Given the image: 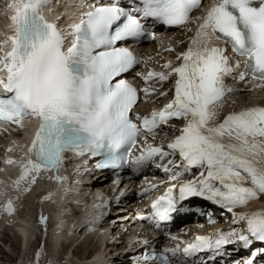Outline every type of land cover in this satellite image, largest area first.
I'll use <instances>...</instances> for the list:
<instances>
[{"label":"snow or ice","instance_id":"obj_1","mask_svg":"<svg viewBox=\"0 0 264 264\" xmlns=\"http://www.w3.org/2000/svg\"><path fill=\"white\" fill-rule=\"evenodd\" d=\"M141 3L138 12L131 6L126 9L119 0L87 12L72 26L74 39L66 51L65 34L41 14L47 0H13L8 5L14 14L10 17L12 34L0 42V72L6 74L0 78V125L26 131L25 121L39 122L26 155L5 159L6 164L20 168L13 183L19 188L23 182L34 184L42 172H58L68 151L95 156L103 150L106 159L97 167L115 168L128 163L120 150L134 146L142 129L155 137L162 125L179 120L182 127L167 144V151L163 145L146 141L140 155L130 161L133 171L155 163L172 181H180L179 201L203 198L232 212L233 223L243 221L245 227L196 236L186 244L171 237L175 247L145 253V259L173 264L170 257L186 260L199 252L220 253L224 246L237 242L245 247L253 239L264 242V211L234 212L264 196V107L230 112L218 121L224 98L233 91L225 86V78L234 69L227 49L211 46L213 40L222 41L245 59L240 81L250 76L264 82V0H213L195 20L191 13L201 7V0ZM148 18L169 26L199 23L187 50L176 57L181 61L178 66L165 64L167 72L149 71L143 77L146 84L152 79L162 84L175 77L174 96L159 111L137 115V124L130 116L137 90L117 77L140 61L117 43L139 39L141 21ZM141 91L151 95L147 88ZM177 155L181 164L173 169ZM194 168L201 169L199 175L183 180ZM55 179L62 182L59 176ZM176 190L173 184L153 201L151 216L141 219L157 227L170 221L172 214L183 210L178 207ZM4 210L9 215L14 212L11 200ZM45 221L41 217V223Z\"/></svg>","mask_w":264,"mask_h":264},{"label":"bare ground","instance_id":"obj_2","mask_svg":"<svg viewBox=\"0 0 264 264\" xmlns=\"http://www.w3.org/2000/svg\"><path fill=\"white\" fill-rule=\"evenodd\" d=\"M49 6L54 7L55 5H58V8L60 7L64 12H67L72 9L73 1L71 0H47ZM57 2V4H56ZM1 39V38H0ZM4 38L0 40V42H3ZM177 42H181V46H185V44L182 42L183 39L179 38L176 40ZM175 41V43H176ZM228 82L231 84L225 85L227 88H231L233 91L229 93L224 98V105H226V108L231 109L230 112L239 111L244 108L249 107H239V101H235L234 99H237L238 95L240 96L243 92H248L250 90L253 91V89L245 85L243 82L239 84H235V75H231L226 78ZM225 80V83H226ZM251 91V92H252ZM264 90L258 91V94L256 97L258 99L260 98L259 102H264ZM263 97V98H262ZM253 98V97H251ZM251 101V100H250ZM160 101H155L154 104H159ZM244 102V101H242ZM244 105V104H243ZM259 107V106H258ZM224 108V107H223ZM222 108V109H223ZM222 111V109L219 110V116L218 121L222 120L224 116L229 114L230 112ZM67 165V163H65ZM62 175V174H61ZM2 176V175H1ZM19 178V177H18ZM6 179H9V182L2 186L1 188V196H4V198H7L8 200H11L14 205L15 215H11V217H7V221L5 223H0V240L4 237L6 239H2L4 241L12 242L11 239H9V234H16L18 239L17 241H13V244H11L14 250L17 253V256L14 258L8 257L9 261L12 264H15L16 262L19 264H24L25 259L29 261L30 257V251H33L34 257H36L35 253L37 251L38 241L37 235L35 234L36 229H38L39 225V217L46 218L45 223H47L48 227V233L49 231L51 234V240L49 239V243L46 246L47 250V258L49 263L51 264L58 263V264H95L97 263V260L91 261V262H85L89 257V255L92 253V245L91 241L94 238H97V242L99 245L105 244L106 241V231L104 228L100 227L101 225L105 224L106 219L101 220L100 225H98V222L94 221H87L89 218L87 211L83 210V208H80L78 205H75L72 201L75 197L70 193V188L66 187L63 188L64 191H62L60 188V184L63 182L58 183L55 179V177L48 175L46 172H42L39 177H37V180L34 184H29L26 182L21 183L19 188L13 183L14 178L6 175ZM7 181V180H6ZM18 189V193H14L10 188L11 185ZM99 184V183H98ZM98 184H95L96 186ZM171 186V184H168V186ZM99 186V185H98ZM24 189H28L25 191ZM28 192L30 195H27L28 197L24 199V203H20V197L24 195V193ZM27 193V194H28ZM264 196H261L258 199L250 201L245 208L242 209L244 212H255V211H264ZM50 200H52L53 206L49 205ZM24 205L25 208L22 207V212H20V209ZM203 205L208 206L209 212L212 211V208L216 206V204L206 201ZM219 208H222L219 206ZM75 211H78V213L74 214V218H71L69 221L65 219L66 216H71V214ZM60 212V213H59ZM80 212V214H79ZM29 215V216H28ZM68 218V217H66ZM15 220H21V224H14ZM214 218L212 217L210 221H212ZM67 221V222H65ZM216 222H219L217 220ZM66 223V224H65ZM14 224V227L17 229L10 228L11 225ZM219 224V223H217ZM100 227V228H98ZM9 228V229H8ZM71 230V232H67V230ZM47 232V230H46ZM85 234L84 239H79L80 235ZM67 235L70 236V239L68 240ZM26 238V246L21 251L19 248L21 247V241L22 237ZM48 238V236L46 237ZM189 236L186 237L188 239ZM194 237L191 236V239ZM21 241L19 242V240ZM29 240L31 242H29ZM78 245L74 248L73 253V259L71 262H66V256L67 252L70 249L71 244ZM54 245V247H53ZM264 249V242H262L260 245ZM62 247L61 253L58 252L59 248ZM91 247V249H89ZM95 247V246H94ZM257 246H255L256 248ZM85 248V250H84ZM119 248V244L116 243H108L100 250H95L94 253H96L97 256H103V261L105 260L106 256H109L110 258L107 260V263L109 264H128V259L125 257L124 253L117 252ZM253 248V247H252ZM61 249V248H60ZM96 249V248H95ZM53 250L55 255L58 256V260H55L53 258ZM67 251V252H66ZM0 253L3 254L5 257L7 256L3 249H0ZM16 255V254H15ZM10 256V255H9ZM31 256V259L34 257ZM39 259V258H38ZM68 260V259H67ZM64 261V263H63ZM72 261H75L72 263ZM31 264V262L29 263ZM43 264H46L43 263Z\"/></svg>","mask_w":264,"mask_h":264},{"label":"rangeland","instance_id":"obj_3","mask_svg":"<svg viewBox=\"0 0 264 264\" xmlns=\"http://www.w3.org/2000/svg\"><path fill=\"white\" fill-rule=\"evenodd\" d=\"M258 93H253V92H250V91H246V92H243V93H241V95L239 96L238 95V97H237V99H234L233 98V100H237V101H239V107H256V106H259V107H264V102H259L260 101V98L258 99V97H256V95H257ZM263 95V94H262ZM251 97H253V98H251ZM263 97H264V95H263ZM262 97V98H263ZM251 100V101H250ZM242 101H244V102H242ZM244 104V105H243ZM224 108L222 109V111H224V109L226 108V105H224L223 106ZM229 107H227L226 109L227 110H225L226 112L228 111V112H230V110L231 109H228ZM28 193V192H27ZM27 193H24V195H22L21 197H20V203L22 202V203H24V199H26L28 196L27 195H30L29 193L27 194ZM264 199V198H263ZM49 205H51V206H53V203H52V200H50V203H49ZM21 207V209H20V212H22V207L23 208H25V206L24 205H22V206H20ZM29 216V215H28ZM66 217H68V218H66ZM65 217V219L66 220H70L71 218H74L75 216H66ZM9 229V228H8ZM67 238H68V240L70 239V236H68L67 235ZM2 239H6V237H4V238H2ZM0 240V249H3V251H4V253L7 255L6 257L3 255V254H1L0 253V264H12L10 261H9V258L8 257H16L17 256V253H16V251L14 250V253H13V248H12V246H11V244H13V241H17V239H18V237H17V235L16 234H14V235H12V234H9V239H11L12 240V242L10 243L9 241H4L3 242V240ZM92 251L94 252L95 250H97V247H94V245H92ZM61 248V249H60ZM59 248V250H58V252H60L61 253V250H62V247H60ZM96 248V249H95ZM89 249H91V247H89ZM84 250H85V248H84ZM73 253H74V251H71L70 253H69V255H71L72 256V258L70 259V258H68V260H66V262H71V260L73 259ZM16 254V255H15ZM30 257H29V261H27V260H25L24 261V264H29L30 262H31V264H43V263H41L40 262V260L38 259V257H34V256H32L33 255V251H30ZM36 254V253H35ZM10 255V256H9ZM31 256L32 257H34V260H33V258L31 259ZM37 256V255H36ZM14 257V258H15ZM102 258H104L103 256H101ZM110 257L109 256H106V258H105V260L104 261H107L108 259H109ZM58 260V259H57ZM74 260V259H73ZM75 261H72V263H74ZM63 263H64V261H63ZM15 264H19V263H15ZM46 264H51V262L49 263V261L47 260L46 261ZM54 264H58V263H54ZM66 264V263H65ZM68 264H70V263H68Z\"/></svg>","mask_w":264,"mask_h":264}]
</instances>
